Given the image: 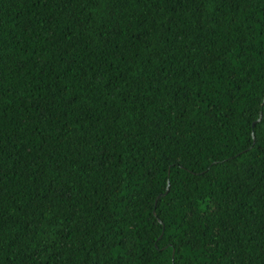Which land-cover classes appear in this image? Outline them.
I'll list each match as a JSON object with an SVG mask.
<instances>
[{
  "label": "trees",
  "instance_id": "obj_1",
  "mask_svg": "<svg viewBox=\"0 0 264 264\" xmlns=\"http://www.w3.org/2000/svg\"><path fill=\"white\" fill-rule=\"evenodd\" d=\"M0 264H264V0H0Z\"/></svg>",
  "mask_w": 264,
  "mask_h": 264
}]
</instances>
